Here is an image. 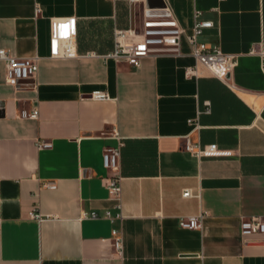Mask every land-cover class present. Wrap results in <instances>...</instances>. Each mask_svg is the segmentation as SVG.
Segmentation results:
<instances>
[{
    "label": "crops",
    "instance_id": "obj_1",
    "mask_svg": "<svg viewBox=\"0 0 264 264\" xmlns=\"http://www.w3.org/2000/svg\"><path fill=\"white\" fill-rule=\"evenodd\" d=\"M165 5L184 31L177 52L135 66L110 56L116 29L139 30ZM51 18L76 20L74 57L51 56ZM195 19L212 21L200 42L236 55L226 80L201 65L186 75ZM0 48L37 62L33 79L11 84L0 60V264H264V233H240L243 219L264 220V0H0ZM33 107L36 118L19 116ZM187 136L220 153L191 155ZM113 175L122 218L110 221ZM199 214L200 228L179 225Z\"/></svg>",
    "mask_w": 264,
    "mask_h": 264
},
{
    "label": "built area",
    "instance_id": "obj_2",
    "mask_svg": "<svg viewBox=\"0 0 264 264\" xmlns=\"http://www.w3.org/2000/svg\"><path fill=\"white\" fill-rule=\"evenodd\" d=\"M39 12L36 5L35 13ZM198 16V15H196ZM172 11L168 5L162 11L145 10L142 27L136 29H116L114 31V51L110 54L116 60H121L130 65H138L139 58L155 52L174 51L179 48L180 38L184 31L171 22ZM212 26V21L195 19L192 32L186 35V40L194 58V65L186 69L187 76L198 74V66L205 67L211 75L226 80L236 64V55L225 53L216 46H208L198 40L203 29ZM76 20L74 18H51L49 46L52 57H74L75 56ZM0 60L5 63V80L7 83L16 84L20 80L33 79L37 62L35 57L19 58L12 56L8 50L0 48ZM91 98L106 100L109 98L105 91H94ZM38 110L36 107L28 111H21L20 117L36 118ZM39 148L51 146L49 141H37ZM184 150L198 158L216 156L220 153L216 144L202 145L199 142H192L185 137ZM102 164L106 169L117 170L118 150L107 147L102 153ZM109 199L114 202L117 213L112 215L109 210L104 212L103 217L113 221L122 218L121 201V178L118 175L108 176L103 179ZM46 187L54 188L53 183L45 184ZM184 197L192 196L190 189L182 193ZM31 216L41 220L38 213H31ZM84 217L98 218L95 212L83 213ZM202 214L182 217L179 225L183 228L198 229L201 227ZM242 236L258 235L264 233V220L261 217L252 216L243 219L240 224ZM112 247L117 255L122 253V236L119 229L111 231Z\"/></svg>",
    "mask_w": 264,
    "mask_h": 264
}]
</instances>
